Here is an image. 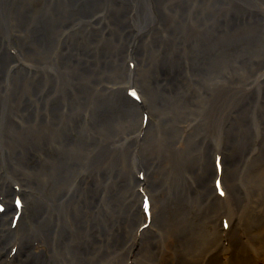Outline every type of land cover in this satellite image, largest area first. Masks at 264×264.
<instances>
[{
    "label": "bare ground",
    "instance_id": "bare-ground-1",
    "mask_svg": "<svg viewBox=\"0 0 264 264\" xmlns=\"http://www.w3.org/2000/svg\"><path fill=\"white\" fill-rule=\"evenodd\" d=\"M0 264H264V0H0Z\"/></svg>",
    "mask_w": 264,
    "mask_h": 264
},
{
    "label": "rangeland",
    "instance_id": "rangeland-1",
    "mask_svg": "<svg viewBox=\"0 0 264 264\" xmlns=\"http://www.w3.org/2000/svg\"><path fill=\"white\" fill-rule=\"evenodd\" d=\"M22 197H23V195H22Z\"/></svg>",
    "mask_w": 264,
    "mask_h": 264
}]
</instances>
